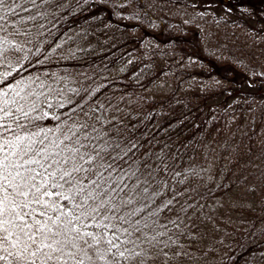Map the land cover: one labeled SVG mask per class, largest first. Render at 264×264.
Instances as JSON below:
<instances>
[{"label":"trees","instance_id":"obj_1","mask_svg":"<svg viewBox=\"0 0 264 264\" xmlns=\"http://www.w3.org/2000/svg\"><path fill=\"white\" fill-rule=\"evenodd\" d=\"M71 1L70 9L40 21L55 27L38 41L85 30L83 41L92 45L80 46L76 73L88 75L91 88L58 113L78 103L96 106L105 127L126 129L143 146L137 155L157 153L175 165L182 175L169 178L182 191L178 199L204 204L201 211L213 216L204 226L205 253L192 264H264V192L243 180L264 172V0ZM30 60L32 54L21 61L25 68ZM24 67L13 73L16 79ZM112 73L116 79L108 78ZM161 80L173 88L153 93ZM211 163L224 173L218 166L205 187L184 177ZM228 183L245 187L237 194L244 202L213 209L210 202L238 189Z\"/></svg>","mask_w":264,"mask_h":264},{"label":"snow or ice","instance_id":"obj_2","mask_svg":"<svg viewBox=\"0 0 264 264\" xmlns=\"http://www.w3.org/2000/svg\"><path fill=\"white\" fill-rule=\"evenodd\" d=\"M52 2L0 0V264H192L213 216L178 199L169 174L182 173L167 156L137 155L143 146L92 106L51 114L72 98L13 76L39 52Z\"/></svg>","mask_w":264,"mask_h":264},{"label":"rangeland","instance_id":"obj_3","mask_svg":"<svg viewBox=\"0 0 264 264\" xmlns=\"http://www.w3.org/2000/svg\"><path fill=\"white\" fill-rule=\"evenodd\" d=\"M54 2H57V0H55ZM73 3H74L73 1L68 0L69 5L65 7H57L56 5H50L48 7V11H49L48 15L53 16L59 13L60 11H62L61 8L70 9ZM54 27L55 25L51 22L44 24V28L41 29V32H43L42 36H46V33H49L50 31H52ZM83 32L85 33V30L83 29L75 30V31L71 30V31H67L61 34H53L49 36L47 39H44L43 44L39 45V49H40L39 52L37 51L34 52L36 48H33L32 53L28 54V59H29V56L32 54V60L29 61V65H28L29 67L27 68L24 67V69L22 70L23 74L17 76V79H20L21 77L28 78L29 76H31L34 78V77L39 76L41 79H46L47 82L50 83L53 87L63 89L65 95L70 96L73 102H75L78 95H75L74 93L69 92L68 89L78 88L81 91L84 89L86 92L90 90L91 88L90 84H88L89 76L88 75L81 76V78H78L77 73H76L78 66H79L76 62H79L77 59L80 58V53H79L81 49L80 46H84L85 44H86V47L92 45L91 41L89 43H85L83 41L87 39V35L84 34ZM41 37H38V39ZM37 43L39 44L38 40H37ZM37 61H40V63H37ZM22 63L23 62H21V64ZM17 67L19 68V65ZM2 71H4V69H0V72ZM118 71L120 72L121 69L117 70L115 73H117ZM115 73H112L111 77H108V78L116 79L115 77H112V76H115L114 75ZM58 77H67V79L60 80V79H57ZM153 88L154 89L151 90L153 91V93L165 94L171 91V89L173 88V84L169 81L161 80ZM81 91H80L79 96L85 95V92L83 91L81 92ZM49 99L52 103L55 104L57 103V101L61 100L62 98L59 96H56V97L50 96ZM91 99L92 98L87 100L86 103L87 102L89 103ZM92 109L95 110V115L99 116L101 121L105 123L106 121L105 114L96 106H93ZM45 110L49 111L51 114H58L57 109H52V110L45 109ZM259 162L264 165V162L261 159H259ZM218 166L221 167V165L214 164V163H211L210 165H207V166L196 165L195 167L190 168V170L188 169L187 172L184 173V177L191 176V179L195 180L194 182L198 186L205 187L207 184L205 183V180L207 179L206 176L213 175V173H215V170L217 169ZM221 170H223L222 167L219 170L222 175L224 171L222 172ZM200 179H202L203 181L202 182L198 181ZM243 180L255 181L252 184L256 185V187L259 190H262L264 192V172L263 171L259 173V175H256V173H251L249 175L247 174L243 178ZM234 182L237 183L238 181L237 182L234 181ZM227 186H233L235 188L236 184L228 183ZM236 188H238L239 190L238 189L235 190V193L233 196L228 195L226 198L224 197V199L223 198L217 199L213 202H210L211 207L213 209H216L217 206L226 208L227 205L225 203H227V201L228 202L235 201V199H238L237 201L238 203L241 201L244 202V200L240 199L238 197L239 195L237 194L238 192H242L243 190H245V187H241L239 184L238 187ZM200 254H201L200 252H197L195 256H200Z\"/></svg>","mask_w":264,"mask_h":264}]
</instances>
